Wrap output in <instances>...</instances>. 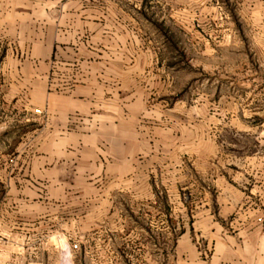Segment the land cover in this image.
Returning a JSON list of instances; mask_svg holds the SVG:
<instances>
[{
	"label": "crops",
	"instance_id": "0c3cea01",
	"mask_svg": "<svg viewBox=\"0 0 264 264\" xmlns=\"http://www.w3.org/2000/svg\"><path fill=\"white\" fill-rule=\"evenodd\" d=\"M124 3L0 0V264H78L72 245L90 237L102 245L86 251L139 239L149 264L158 251L165 264H264V160L231 167L213 198L197 201L192 227L205 249L191 228L175 246L166 226L158 243L157 152L140 100L103 80L141 59ZM141 218L148 233L130 227Z\"/></svg>",
	"mask_w": 264,
	"mask_h": 264
},
{
	"label": "rangeland",
	"instance_id": "374dc122",
	"mask_svg": "<svg viewBox=\"0 0 264 264\" xmlns=\"http://www.w3.org/2000/svg\"><path fill=\"white\" fill-rule=\"evenodd\" d=\"M124 6L141 59L126 61L123 76L103 80L117 81L140 100L143 134L157 152L152 225L158 243L166 226L175 246L191 228L192 240L205 249L192 227L197 201L212 199L215 182L228 179L231 167L264 160V0H125ZM0 48L1 57L5 45ZM130 227L148 233L149 221ZM91 239H78V264H149L139 239L114 238V252L86 251L90 243L102 245V237Z\"/></svg>",
	"mask_w": 264,
	"mask_h": 264
},
{
	"label": "built area",
	"instance_id": "2783aa9c",
	"mask_svg": "<svg viewBox=\"0 0 264 264\" xmlns=\"http://www.w3.org/2000/svg\"><path fill=\"white\" fill-rule=\"evenodd\" d=\"M37 112H39V110H37ZM77 248H78V244L74 243V244L72 245V249H77Z\"/></svg>",
	"mask_w": 264,
	"mask_h": 264
}]
</instances>
